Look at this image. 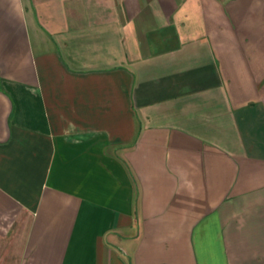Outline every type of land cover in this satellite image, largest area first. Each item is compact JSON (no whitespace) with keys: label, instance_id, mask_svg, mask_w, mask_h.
<instances>
[{"label":"crops","instance_id":"obj_1","mask_svg":"<svg viewBox=\"0 0 264 264\" xmlns=\"http://www.w3.org/2000/svg\"><path fill=\"white\" fill-rule=\"evenodd\" d=\"M0 264H264V0H0Z\"/></svg>","mask_w":264,"mask_h":264}]
</instances>
